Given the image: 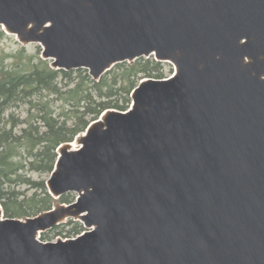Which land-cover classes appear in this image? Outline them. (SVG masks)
Returning <instances> with one entry per match:
<instances>
[{"label":"water","instance_id":"1","mask_svg":"<svg viewBox=\"0 0 264 264\" xmlns=\"http://www.w3.org/2000/svg\"><path fill=\"white\" fill-rule=\"evenodd\" d=\"M0 26L95 80L175 67L58 147L48 191L74 201L0 203V264H264V0H0ZM69 219L86 231L41 240Z\"/></svg>","mask_w":264,"mask_h":264},{"label":"trees","instance_id":"2","mask_svg":"<svg viewBox=\"0 0 264 264\" xmlns=\"http://www.w3.org/2000/svg\"><path fill=\"white\" fill-rule=\"evenodd\" d=\"M4 36L5 31L1 30L0 38ZM25 50L24 47L22 56ZM36 57L9 64L7 56L0 54V202L7 217L36 215L51 209L57 200L74 201V193L54 198L48 191L47 180H35L28 172L51 174L58 158L57 148L62 143L73 141L106 109L127 110L132 102L131 93L141 79L166 77L165 63L153 56L118 63L100 80L92 78L86 68L54 69L41 53ZM35 95L42 97L37 99ZM51 95L71 102V109L64 107L56 113ZM23 103L30 104L27 118L10 112ZM19 185H27L34 192L18 190ZM83 229L80 221L70 220L43 232L41 238L49 240L47 235L64 232L78 234Z\"/></svg>","mask_w":264,"mask_h":264},{"label":"rangeland","instance_id":"3","mask_svg":"<svg viewBox=\"0 0 264 264\" xmlns=\"http://www.w3.org/2000/svg\"><path fill=\"white\" fill-rule=\"evenodd\" d=\"M4 30L3 26L0 27V31ZM26 48V50L23 53V56L21 55V51L23 50V48ZM42 48L41 45L37 44V43H32L29 45H23L15 35L13 34H8L5 32V36L0 38V54L2 55H6L7 56V62L9 64H11L12 62H17L20 61L22 58H24V60H30L32 58H35V60L37 59V55L39 53H41ZM165 63V75L166 77L171 76L174 72V68L173 65H171L168 62H163ZM42 95H35L34 98H41ZM49 99L51 100V102L53 103V107L57 109L56 113H60L64 107H66L67 109H71V102H65L62 100H58L56 99L53 95H51L49 97ZM29 109H30V104L28 103H23L18 107H14L10 110V112H14L15 115L20 116L21 118H27L29 115ZM35 109H33L34 111ZM70 123H73V120H70ZM23 127V125L19 126L16 129V132H19L21 130V128ZM23 174H26L27 172H22ZM28 176H31L33 179L35 180H47L50 176V174H43V173H39V172H28ZM18 190H22V191H27L28 194H32L34 192V190H30L29 187L27 185H19L17 187ZM61 201L57 200L55 204L60 203ZM1 203V202H0ZM2 204V203H1ZM53 205V206H54ZM3 206V204H2ZM40 213V212H39ZM37 215V214H36ZM6 216V215H5ZM34 216V215H32ZM7 217V216H6ZM71 219H69L66 223H68ZM65 223V224H66ZM50 238L49 241L52 240H56L58 237H62V238H72L75 237L76 234H65L61 233L58 235H54V234H49L47 235Z\"/></svg>","mask_w":264,"mask_h":264},{"label":"bare ground","instance_id":"4","mask_svg":"<svg viewBox=\"0 0 264 264\" xmlns=\"http://www.w3.org/2000/svg\"><path fill=\"white\" fill-rule=\"evenodd\" d=\"M166 76V75H165ZM169 77V76H168Z\"/></svg>","mask_w":264,"mask_h":264}]
</instances>
